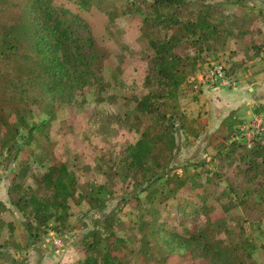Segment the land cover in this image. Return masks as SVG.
Instances as JSON below:
<instances>
[{
    "label": "trees",
    "instance_id": "obj_1",
    "mask_svg": "<svg viewBox=\"0 0 264 264\" xmlns=\"http://www.w3.org/2000/svg\"><path fill=\"white\" fill-rule=\"evenodd\" d=\"M67 1L73 6L57 0H0V155L5 148L12 154L11 160H16L19 131L25 128L22 144L34 143L28 149L30 154L44 162L48 154H53L55 141L50 137V127L58 109L71 103L83 87L100 85L104 79L103 63L111 51L96 39L88 15L93 8H101L113 20L120 12L105 0ZM141 1L145 9L141 11L139 39L145 63L142 86L146 91L132 97L140 134L124 147L119 158L124 174L134 180L135 186L146 184L143 197L134 195L137 211L133 225L142 235L140 258L161 262L169 254L187 249L207 264H254L250 252L253 245L244 236L239 218L232 225L225 221L224 215L234 201L220 199L223 213L212 217L213 207L207 204L208 177L201 181L197 171L186 168L181 173L166 170L177 144L173 113L178 114L179 126H184L178 105L182 83L195 70L205 48L222 49L229 38L244 40L250 22L237 15L219 14L215 3L203 0ZM107 4L113 7L109 9ZM130 10L127 6L121 12ZM34 106L47 114L39 122L29 121ZM217 155L225 173L216 170L213 174L229 180L245 176L247 182L264 184L263 142L247 147L230 140ZM48 160L42 170L31 173L32 160L22 155L8 188L10 203L24 217L25 231L36 237L50 219L64 223L69 201L81 197L77 174L68 162L53 156ZM28 176H32L33 184L26 183ZM188 188L200 200L185 203L181 215H200L202 221L197 228L181 234L158 217L169 199ZM261 188L264 190V185ZM245 191L239 197L234 195L235 200L238 198L236 205L244 207ZM0 205H4L1 200ZM119 222L123 225L114 213H105L101 226L89 229L81 239L85 253L82 264L128 263L132 250L127 249V237L119 233ZM6 227L11 234V223L0 217V231Z\"/></svg>",
    "mask_w": 264,
    "mask_h": 264
},
{
    "label": "rangeland",
    "instance_id": "obj_2",
    "mask_svg": "<svg viewBox=\"0 0 264 264\" xmlns=\"http://www.w3.org/2000/svg\"><path fill=\"white\" fill-rule=\"evenodd\" d=\"M57 1L74 4L67 0ZM203 1L215 3L219 14H233L249 20L250 30L242 41L229 38L226 47L206 46L200 53L195 70L188 74L178 95L183 127L176 119L178 114H172L177 144L166 170L181 173L186 168L190 172L197 171L201 181L208 177L207 204L213 207L212 217L223 213L218 203L220 199H232L233 207L224 215L226 224L232 225L239 218L244 236L253 245L250 252L254 264H264V190L261 188L264 184L247 182L245 176L230 180L218 176L225 170L220 168L217 157L218 151L230 140L249 147L264 139V76H261L264 74V0ZM105 2L117 7L120 14L116 19L111 20L101 8H93L88 15L96 39L111 51L103 63L102 83L83 87L71 103L58 109L50 127V137L55 141L53 154H48L44 162L30 154L28 149L33 148L34 143L22 144V136L27 133L25 128L19 131L20 148L16 160H11L12 154L5 148L0 155V200L4 204L0 205V217L13 227L11 234L7 227L0 231V264H82L85 253L81 239L89 229L101 226L105 213H114L123 222V225L119 222L122 226L119 233L127 237V249L132 250L127 264H207L187 249L171 253L161 262L140 258L142 235L133 225L137 211L134 195L143 197L146 184L135 186L134 180L124 174L119 158L124 147L140 134L134 121L132 97L146 91L142 86L145 63L139 39L145 6L141 0ZM127 6L131 10L122 13ZM214 63L222 65L229 76L228 86L210 84L204 78L201 81ZM45 115L34 106L29 121L39 122ZM144 123L143 120L139 129ZM22 155L32 160L31 173L42 170L51 156L67 161L77 174L81 192L78 201H69L66 221L59 223L50 219L46 227L37 231V237L25 231L24 217L10 203L8 194L12 173ZM215 171L218 174H213ZM27 182L33 184L32 176H28ZM243 190L247 199L244 207L235 204ZM86 195L93 199L89 201ZM189 200L196 203L200 200L190 188L169 199L167 206L160 209L158 221H165L169 228L181 234L197 228L202 221L200 215L196 218L181 215L180 208ZM53 236H59L61 244L55 245L53 239H60Z\"/></svg>",
    "mask_w": 264,
    "mask_h": 264
},
{
    "label": "built area",
    "instance_id": "obj_3",
    "mask_svg": "<svg viewBox=\"0 0 264 264\" xmlns=\"http://www.w3.org/2000/svg\"><path fill=\"white\" fill-rule=\"evenodd\" d=\"M199 77H202L201 75H199ZM204 78V79H203ZM205 80L206 82L210 83V84H217V85H224V86H228L231 82L229 81L230 78L229 76H227L224 73V68L222 67V65L218 64V63H214L210 68H208V71L204 74V77L201 78V81ZM260 129H263L262 126H260ZM261 142L264 143V139L261 140ZM53 237H57V236H53ZM57 238H59L60 240L57 239H53V242L61 244L62 239L58 236Z\"/></svg>",
    "mask_w": 264,
    "mask_h": 264
},
{
    "label": "crops",
    "instance_id": "obj_4",
    "mask_svg": "<svg viewBox=\"0 0 264 264\" xmlns=\"http://www.w3.org/2000/svg\"><path fill=\"white\" fill-rule=\"evenodd\" d=\"M260 76V75H259ZM261 76H264V74H261ZM248 89H251L250 87H248ZM243 98V97H242Z\"/></svg>",
    "mask_w": 264,
    "mask_h": 264
}]
</instances>
